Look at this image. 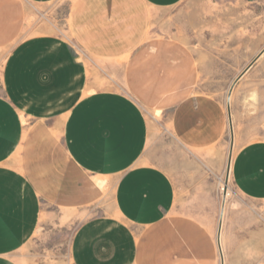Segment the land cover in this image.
Returning a JSON list of instances; mask_svg holds the SVG:
<instances>
[{"label": "crops", "instance_id": "crops-1", "mask_svg": "<svg viewBox=\"0 0 264 264\" xmlns=\"http://www.w3.org/2000/svg\"><path fill=\"white\" fill-rule=\"evenodd\" d=\"M55 1L0 0V50L10 49L0 77V264H22L16 254L44 208L85 202L106 182L112 211L75 230L73 264H220L216 183L175 181L147 154L157 132L144 103L186 148H210L227 131L195 51L151 33V11L184 0H70L68 37L30 34L24 5ZM232 162L238 193L264 201V140L241 145ZM229 221L225 264H264Z\"/></svg>", "mask_w": 264, "mask_h": 264}, {"label": "rangeland", "instance_id": "rangeland-1", "mask_svg": "<svg viewBox=\"0 0 264 264\" xmlns=\"http://www.w3.org/2000/svg\"><path fill=\"white\" fill-rule=\"evenodd\" d=\"M70 3L57 0L41 6L24 5L27 31L38 34L48 30L68 37ZM151 21L153 36L181 40L195 51L205 91L219 99L225 123L227 117L229 122L218 144L190 149L169 132L165 114L144 103L143 110L157 132L147 154L175 181H194L201 186L216 183L222 201L217 232V243L220 249L223 246L220 264H225L223 224L235 218L236 231L241 234L236 242H245L251 249L249 254L264 262V201L248 200L238 193L228 162L230 159L233 165L241 145L264 140V0H184L171 9L151 11ZM9 50H0V77ZM97 179L106 182L84 176V183ZM90 191L92 197L77 205L44 208L36 233L16 254L22 264H73L75 230L84 220L108 214L113 207V188L107 182Z\"/></svg>", "mask_w": 264, "mask_h": 264}, {"label": "bare ground", "instance_id": "bare-ground-1", "mask_svg": "<svg viewBox=\"0 0 264 264\" xmlns=\"http://www.w3.org/2000/svg\"><path fill=\"white\" fill-rule=\"evenodd\" d=\"M263 53V52H262ZM261 53V54H262ZM230 121H231V116H230ZM229 166H230V164H231V166H232V163L230 162V159H229ZM229 171V170H228ZM228 171H227V174H228ZM228 177V176H227ZM226 186H227V180L225 179L224 180V182H222V184H221V190H223V191H225V189H226ZM219 234V233H218ZM223 248V246H221V249ZM222 251V250H221ZM223 260V259H222ZM223 263V262H222Z\"/></svg>", "mask_w": 264, "mask_h": 264}]
</instances>
